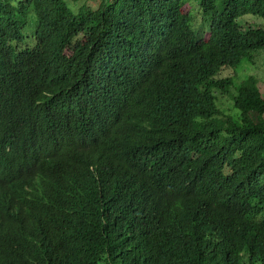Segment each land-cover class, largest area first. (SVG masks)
Returning a JSON list of instances; mask_svg holds the SVG:
<instances>
[{
    "label": "trees",
    "instance_id": "1",
    "mask_svg": "<svg viewBox=\"0 0 264 264\" xmlns=\"http://www.w3.org/2000/svg\"><path fill=\"white\" fill-rule=\"evenodd\" d=\"M12 1L0 264H264V0Z\"/></svg>",
    "mask_w": 264,
    "mask_h": 264
},
{
    "label": "rangeland",
    "instance_id": "2",
    "mask_svg": "<svg viewBox=\"0 0 264 264\" xmlns=\"http://www.w3.org/2000/svg\"><path fill=\"white\" fill-rule=\"evenodd\" d=\"M24 0H13L12 5L16 6L18 3L23 2ZM69 6L76 13H80L84 6H90L92 8H99L103 0H66ZM190 8H188L189 10ZM194 14V25L195 29L198 32L199 38L203 40H208L210 36L209 33V24L206 23L205 17L200 11L199 6L193 7ZM33 18L34 14L32 15ZM32 18V27L30 28L29 33H33L32 30H35L34 19ZM241 25H243L244 30H248L249 28L259 29L264 28V20L263 19H254V18H244L241 21ZM251 76H256L259 81V89L261 94L264 97V54H260L256 57L254 64H249L247 61H244L242 66L239 69H231L227 68L224 70L222 77L232 78L235 80L237 86H239L243 81Z\"/></svg>",
    "mask_w": 264,
    "mask_h": 264
},
{
    "label": "clouds",
    "instance_id": "3",
    "mask_svg": "<svg viewBox=\"0 0 264 264\" xmlns=\"http://www.w3.org/2000/svg\"><path fill=\"white\" fill-rule=\"evenodd\" d=\"M14 185H15V187H19L17 181L14 182ZM7 196H9V195L0 194V203H2V202H3V199H4L5 197H7Z\"/></svg>",
    "mask_w": 264,
    "mask_h": 264
}]
</instances>
